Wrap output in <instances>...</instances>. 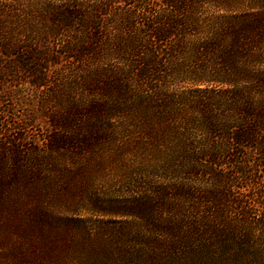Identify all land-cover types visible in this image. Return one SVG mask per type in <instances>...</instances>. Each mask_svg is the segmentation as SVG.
I'll return each mask as SVG.
<instances>
[{
  "label": "trees",
  "instance_id": "obj_1",
  "mask_svg": "<svg viewBox=\"0 0 264 264\" xmlns=\"http://www.w3.org/2000/svg\"><path fill=\"white\" fill-rule=\"evenodd\" d=\"M0 237V264H264V0H0Z\"/></svg>",
  "mask_w": 264,
  "mask_h": 264
},
{
  "label": "rangeland",
  "instance_id": "obj_2",
  "mask_svg": "<svg viewBox=\"0 0 264 264\" xmlns=\"http://www.w3.org/2000/svg\"><path fill=\"white\" fill-rule=\"evenodd\" d=\"M3 104L5 105V106H9L10 104H11V101H5V102H3ZM44 124V123H43ZM40 129V128H39ZM0 241H1V237H0ZM2 243V242H1ZM0 247H3V245L2 244H0ZM10 247V246H9ZM210 248H212L211 250H213V249H216L217 247H210ZM254 249H256V250H259L260 251V249H264V247H253ZM260 253H258V255H259Z\"/></svg>",
  "mask_w": 264,
  "mask_h": 264
}]
</instances>
